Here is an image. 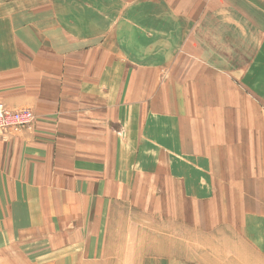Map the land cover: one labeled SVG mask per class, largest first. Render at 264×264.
I'll return each instance as SVG.
<instances>
[{
    "label": "crops",
    "instance_id": "1",
    "mask_svg": "<svg viewBox=\"0 0 264 264\" xmlns=\"http://www.w3.org/2000/svg\"><path fill=\"white\" fill-rule=\"evenodd\" d=\"M0 102L34 113L0 135V264L103 261L176 189L264 174V0H0Z\"/></svg>",
    "mask_w": 264,
    "mask_h": 264
},
{
    "label": "rangeland",
    "instance_id": "2",
    "mask_svg": "<svg viewBox=\"0 0 264 264\" xmlns=\"http://www.w3.org/2000/svg\"><path fill=\"white\" fill-rule=\"evenodd\" d=\"M207 176L213 179L196 182L201 190H189L185 200L176 189L159 203L158 222L144 221L136 246L121 238L124 244L90 264H264V174Z\"/></svg>",
    "mask_w": 264,
    "mask_h": 264
},
{
    "label": "built area",
    "instance_id": "3",
    "mask_svg": "<svg viewBox=\"0 0 264 264\" xmlns=\"http://www.w3.org/2000/svg\"><path fill=\"white\" fill-rule=\"evenodd\" d=\"M34 119V113L28 108L9 109L0 102V135L8 129L29 125Z\"/></svg>",
    "mask_w": 264,
    "mask_h": 264
}]
</instances>
